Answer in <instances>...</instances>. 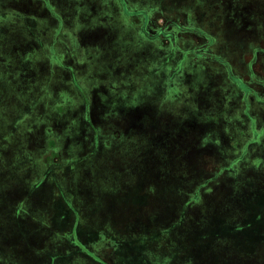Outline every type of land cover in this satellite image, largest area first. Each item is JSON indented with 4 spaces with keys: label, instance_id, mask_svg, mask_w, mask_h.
Here are the masks:
<instances>
[{
    "label": "rangeland",
    "instance_id": "1",
    "mask_svg": "<svg viewBox=\"0 0 264 264\" xmlns=\"http://www.w3.org/2000/svg\"><path fill=\"white\" fill-rule=\"evenodd\" d=\"M44 1L15 0L19 6L16 18L9 23L8 31L3 25L5 30L0 32V264H109L104 262L108 259L105 255L111 251L106 245L111 241L112 245L121 242V228L127 216L124 210L129 205L137 207L139 202L132 194L122 191L125 180L132 179L124 173L131 170L136 177L151 174L159 144L177 145L180 151L177 155L182 158L175 160L173 170L176 174L181 170L189 172L186 160L190 151L186 150L196 148L201 138L211 150L212 163H216L211 168L210 182L201 186L198 202L184 215H165L160 223L164 225L165 236L158 231L143 243L148 248L146 257L136 253L133 262L126 264H207L208 253L203 257L189 256V250L184 247L191 242L189 239L183 242L185 236H192L202 225L207 227L205 235L210 237V264H223L222 257L236 250L244 257L243 264H264V101H260L264 98V49L256 47L264 33V0H146L147 4H156L166 11L164 19L152 15L149 20L158 23L157 27L160 21L164 32L175 35V39L200 24L208 34L215 35V53L225 54L220 48L221 30L237 50L235 58L232 57L234 62L226 64L225 70L218 66L209 74L199 75L194 84L173 73L176 75L169 78L178 87L167 89L163 96L168 99L177 96L174 115L163 112L161 120L148 119L133 130L136 134L127 133L128 128L122 129L123 135L114 133L111 141L103 143L107 151L92 156L90 166L86 164L88 161L78 162L75 171L66 161L58 160L57 154L52 155L49 150L52 146L48 145L53 144L51 130L71 120L70 110L80 115L82 119L78 122H86L81 114L90 102L89 97L50 109L44 104L38 110L33 84L53 86L58 82L59 67L53 72L50 67L54 62L48 57L30 65L20 56L23 39L17 36L39 31ZM81 1L88 15L102 7L104 10L105 2L119 7L121 1L123 5L126 1L133 24L140 27L147 21L139 0ZM209 2H213V7L206 12ZM209 20H222L224 26L206 25L204 21L209 23ZM116 23L118 27V20ZM121 33L119 27L111 36L110 45L115 54L116 39ZM138 34L135 33L134 40L139 38ZM188 37L183 39L190 40ZM173 47L176 41L171 39L162 45H147L163 54ZM253 53L256 58H251ZM224 57L231 58L229 54ZM152 60L153 56L148 57L147 62ZM134 61L132 57L121 66L124 73H117L118 80L135 73ZM35 67L40 71L34 72ZM95 72L100 74L98 70ZM65 74L70 80L69 72ZM141 75L149 81L159 79L149 69ZM203 82L205 85L200 86ZM39 89L43 90V86ZM46 100L45 97L41 102ZM161 158L160 167L165 161L170 162V153L165 149ZM96 161L104 165L99 171L94 166ZM130 163L132 167L128 168ZM165 173L163 168L162 174ZM161 187L168 193L174 186L165 182ZM150 218L154 219L152 225H156L157 218ZM240 225H244L243 229H254L253 235L241 234L237 230ZM140 240L145 241V237Z\"/></svg>",
    "mask_w": 264,
    "mask_h": 264
},
{
    "label": "crops",
    "instance_id": "2",
    "mask_svg": "<svg viewBox=\"0 0 264 264\" xmlns=\"http://www.w3.org/2000/svg\"><path fill=\"white\" fill-rule=\"evenodd\" d=\"M138 3L140 10H144V16H147V21L140 27L132 23L133 15L127 10L128 3L126 1L124 5L121 1L119 7H113L111 3L105 2L107 5L104 10L102 7L93 15H88L81 0H64V2L46 0L41 4L39 31H35L33 35L26 34V39L16 35L17 38L23 39L24 48L20 56L25 58L29 64L31 63L30 65L39 58L48 57L54 62L52 68L50 67L53 72L56 66L59 67L58 82L53 86L48 87L44 83L33 84V88L36 89L33 97L38 99V110L41 111V105L44 104H48L50 109L55 105H72V103L82 102L83 97L84 100L89 97L90 102L86 104L81 114L85 117L86 122H78L81 118L80 115H76L73 110H70L71 120H68L69 123L61 122L54 130H51L50 136L53 144L48 145L52 146L49 149L50 153L57 154L58 160L69 163L74 171L76 167L78 168V162L88 161L86 164L90 166L93 164L92 161H89L92 156L103 152L104 149L107 151L103 143L111 141L114 133L123 135L125 133L123 130L128 128L130 130L127 133L136 134L137 131L133 130L136 127H141L148 119L161 120L163 112L173 116L179 100L176 95L172 99L163 96L167 89L171 91L178 87V84L169 78L176 75L173 73H179L178 78L186 77L190 83L194 84L199 75L209 74L218 66L221 70H225L226 64L228 66L229 62H234L232 57L235 58L237 50L230 39L221 33L219 27L218 35L222 42L219 45L225 54H229L231 57L229 59L224 57L225 54L215 53L216 47L213 46L215 35L208 34L200 24L191 27L179 37L177 35L178 39H175V35H167L164 32V25L160 21L159 27H157L158 23L155 25L149 20L152 15L153 18L162 16L161 18L164 19L166 11L156 4H147L146 0H139ZM212 7L213 2H209L204 11L208 12ZM17 9L19 6L15 0H0V32H3V25L8 31L9 23L14 22L13 18H16ZM113 21H115V25H113ZM204 22L206 25L215 23L217 26H224L222 20L221 22L218 20ZM119 27L122 33L116 39L118 51L115 54V49L112 44L110 45L111 36L115 35L116 29ZM136 32L139 33V38L134 40ZM185 36H189L190 40L183 39ZM6 37L8 40V36ZM168 39L176 41V47H173L167 54H163L158 48H147L148 44L162 45ZM3 40L7 41L5 37ZM186 41L189 43L186 44ZM259 41L256 47L264 49V33L260 36ZM131 44L134 46L132 47ZM91 55L96 57L94 58L95 62ZM151 56L154 57L155 62L153 60L147 62L148 57ZM132 57L135 59L132 65L135 73L128 74L122 81L118 80L117 73H124L121 66L130 62ZM253 57H257L256 53L252 54L251 58ZM125 68L128 72L129 69ZM146 69L157 73L159 79L149 81L143 78L141 74ZM95 70H98L100 74ZM38 71L40 70L35 67L34 72ZM66 72H69L70 80H67ZM11 76L14 74L11 73ZM40 85L43 86V90L39 89ZM199 85L203 86L205 82ZM1 93L0 90V95ZM18 93L17 91V95ZM45 97L48 100L42 103L41 101ZM74 98L77 100L75 101ZM260 101H264V98ZM245 102L247 103V99ZM100 123H102L103 129H100ZM106 128L112 131H104L107 130ZM46 131L50 130L46 128ZM101 134V137L104 138L103 142L100 141ZM187 138H189V134ZM204 141V138H201L196 148L186 150L188 153L190 151L186 160L188 165L186 167L190 168L189 172L181 170L176 174L173 170L175 160L181 157V155H177L180 152L177 145L159 144L155 149L159 155H155L156 166L153 167L154 171L151 174L137 175V178L131 170L124 173L132 179L131 181L125 180V186L120 189L132 194V198L139 202L137 207L129 205L124 210L127 216L123 220L121 228L122 240L115 245H112V241L108 242L106 248L111 251L105 255L108 258L104 260L105 263L120 264L124 262L126 264L130 261L132 263L136 253L146 257L148 248L143 246V243H147L146 241H149V238L158 231L162 237L165 236L164 225L160 224L165 215L168 213L169 215H184L190 207L198 202L197 194L202 185L210 182L213 173L211 168L216 166V163L211 161V150ZM124 149L126 151L128 146ZM165 149L170 153V162L165 161L166 163L160 167L162 165L160 157ZM101 163L96 161L94 164L98 171L104 166ZM86 164H84V169H87ZM100 164L101 167H99ZM129 167H132L131 163L128 165ZM163 168H165V174H162ZM165 182L174 186L167 190L168 193L164 192L161 187ZM115 186V184L112 185L113 188ZM140 200L144 202L141 203ZM151 216L157 218L156 225H152L154 219H151ZM159 224L160 226H157ZM243 226L237 227L241 234L250 232L253 235L254 229H243ZM206 229L207 227L202 225L201 229L196 230L192 236H185L186 239L183 242H186L187 239L191 242L184 247L185 250H189V256L203 257L205 253H208L206 263L210 264V237L205 235ZM144 237L145 241L140 240ZM177 249L178 246L175 251ZM119 254L122 255L123 261ZM105 256H100V258ZM222 263L243 264L245 259L238 255L236 250L232 254L222 257Z\"/></svg>",
    "mask_w": 264,
    "mask_h": 264
},
{
    "label": "trees",
    "instance_id": "3",
    "mask_svg": "<svg viewBox=\"0 0 264 264\" xmlns=\"http://www.w3.org/2000/svg\"><path fill=\"white\" fill-rule=\"evenodd\" d=\"M90 50V49H89ZM89 52V51H88ZM88 54H90V53H88Z\"/></svg>",
    "mask_w": 264,
    "mask_h": 264
}]
</instances>
